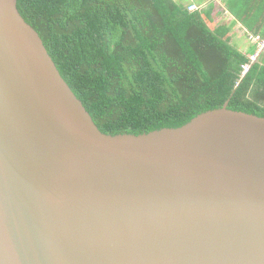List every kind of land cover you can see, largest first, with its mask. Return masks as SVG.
I'll list each match as a JSON object with an SVG mask.
<instances>
[{
	"label": "water",
	"instance_id": "obj_1",
	"mask_svg": "<svg viewBox=\"0 0 264 264\" xmlns=\"http://www.w3.org/2000/svg\"><path fill=\"white\" fill-rule=\"evenodd\" d=\"M0 0V264H264V118L106 135Z\"/></svg>",
	"mask_w": 264,
	"mask_h": 264
},
{
	"label": "trees",
	"instance_id": "obj_2",
	"mask_svg": "<svg viewBox=\"0 0 264 264\" xmlns=\"http://www.w3.org/2000/svg\"><path fill=\"white\" fill-rule=\"evenodd\" d=\"M206 1L18 0L17 8L99 130L115 136L180 128L227 102L264 118V53L243 75L249 57L225 20L264 38V0Z\"/></svg>",
	"mask_w": 264,
	"mask_h": 264
},
{
	"label": "crops",
	"instance_id": "obj_3",
	"mask_svg": "<svg viewBox=\"0 0 264 264\" xmlns=\"http://www.w3.org/2000/svg\"><path fill=\"white\" fill-rule=\"evenodd\" d=\"M190 1L194 2V0H190ZM195 1L197 4H201V5L207 4L206 0H195ZM213 1L216 3H220L221 5L224 6L226 0H213ZM225 20L229 25H232L233 27L232 28L233 46H235L241 53L248 55V57L251 55H254V53L256 52H253V51H257V46L248 40V36L246 35V32L241 27V25L235 22V20L231 16H226Z\"/></svg>",
	"mask_w": 264,
	"mask_h": 264
},
{
	"label": "built area",
	"instance_id": "obj_4",
	"mask_svg": "<svg viewBox=\"0 0 264 264\" xmlns=\"http://www.w3.org/2000/svg\"><path fill=\"white\" fill-rule=\"evenodd\" d=\"M198 9H200V7L192 6L189 8V11H196ZM248 40L257 46V51L254 55L249 56V59H248L249 62L242 66L243 75L248 73V71L251 68V65H253L254 63L258 61L260 54L264 53V38H261L260 36L250 35L248 37Z\"/></svg>",
	"mask_w": 264,
	"mask_h": 264
}]
</instances>
